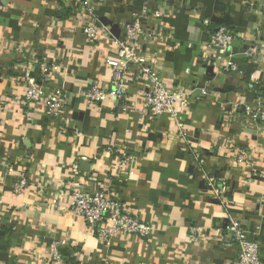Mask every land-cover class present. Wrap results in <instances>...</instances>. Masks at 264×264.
<instances>
[{
	"label": "crops",
	"instance_id": "crops-1",
	"mask_svg": "<svg viewBox=\"0 0 264 264\" xmlns=\"http://www.w3.org/2000/svg\"><path fill=\"white\" fill-rule=\"evenodd\" d=\"M89 1L116 37L135 15L160 35L143 48L157 53L164 84L191 93V104L178 126L150 114L143 86L132 82L126 101L88 105L90 87L113 84L111 40L88 45V17L73 0H0V264H237L225 231L232 218L259 244L264 264V121L253 117L264 105V57L246 55L264 41L259 0ZM160 9L168 15L150 17ZM206 19L234 33L236 71L205 61ZM41 63L59 67L43 85L66 94L64 121L48 118L44 103L22 102L25 73L31 67L40 82ZM20 177L28 184L15 195ZM209 179L227 181V204ZM72 182L106 187L153 235L104 244L70 211ZM63 241L59 263L50 248Z\"/></svg>",
	"mask_w": 264,
	"mask_h": 264
},
{
	"label": "built area",
	"instance_id": "built-area-1",
	"mask_svg": "<svg viewBox=\"0 0 264 264\" xmlns=\"http://www.w3.org/2000/svg\"><path fill=\"white\" fill-rule=\"evenodd\" d=\"M80 5L82 11L88 17V23L84 26V34L88 45L92 47L98 46L101 40L110 39L114 46V53L107 58V65L113 72V84L107 86L93 85L84 94V100L88 105L104 102L109 97H114L120 102L127 100L128 93L131 89V83H137L143 86L141 93L142 104L144 108L155 116H169L178 126H181L182 115L191 104V93L183 88H168L162 81L156 66L158 58L157 53H149V50L143 48V44L153 42L159 34L147 32L141 26V17L135 15L130 25L125 27L124 38L116 37L112 33V27L109 24L102 23L89 0H73ZM261 10L264 11V0H259ZM144 16L147 11H144ZM168 15L165 10H156L150 14V17L162 19ZM204 24L209 28L212 24L210 19H206ZM234 33L227 27H220L215 32L210 33L209 39L206 41L208 50L205 55V61L212 67L220 68L225 62L226 71L234 72L237 66L233 61L234 54ZM192 47V45H189ZM249 49L246 55L261 59L264 57V41L259 47L257 53L256 48ZM255 53V55H253ZM31 67L26 71L24 76V84L26 92L23 103H44L47 107V116L51 119L64 121V111L66 108V94L60 88L50 91L43 85L53 72L59 70L58 65L47 63L40 64L41 79L40 82L31 75ZM264 105L256 111L257 117L264 121ZM235 107L234 112H237ZM246 155L241 154L238 158V164L246 162ZM128 160V159H127ZM121 166L126 164V160H120ZM10 174H14V168L8 165ZM75 174L77 170L75 169ZM95 178V177H94ZM91 177V179H94ZM25 177L17 178L14 183L13 193L15 195L22 194L27 187ZM209 187L217 195L218 199L227 204V181L220 179L219 185H215V181L209 179ZM69 193L71 196L69 208L70 211L81 217L87 226L96 234L98 239L104 244H110L118 235L135 236L140 239L150 238L154 233L151 224L142 221L134 212L126 208L119 201L115 194L104 188L90 189L83 183L72 182L69 185ZM57 201H53L56 205ZM6 207L0 201V231L5 224L7 218L4 210ZM229 243L238 249L237 264H262L260 256L259 244L249 238V232L244 228L240 221L232 218L225 228ZM194 236L198 234V228H191ZM66 242L55 243L50 248L52 258L61 262L62 257L59 251L60 246H66Z\"/></svg>",
	"mask_w": 264,
	"mask_h": 264
},
{
	"label": "trees",
	"instance_id": "trees-1",
	"mask_svg": "<svg viewBox=\"0 0 264 264\" xmlns=\"http://www.w3.org/2000/svg\"><path fill=\"white\" fill-rule=\"evenodd\" d=\"M221 26H222V25H221ZM223 26H224V25H223ZM223 26H222V27H223ZM218 27H219V26H218L217 23L212 22V24L209 26V29H210L211 33H213V32H215V31L217 30Z\"/></svg>",
	"mask_w": 264,
	"mask_h": 264
},
{
	"label": "water",
	"instance_id": "water-1",
	"mask_svg": "<svg viewBox=\"0 0 264 264\" xmlns=\"http://www.w3.org/2000/svg\"><path fill=\"white\" fill-rule=\"evenodd\" d=\"M115 30H116V27L113 26V27H112V32H114Z\"/></svg>",
	"mask_w": 264,
	"mask_h": 264
}]
</instances>
